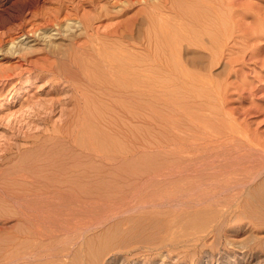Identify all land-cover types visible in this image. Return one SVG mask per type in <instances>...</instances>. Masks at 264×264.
I'll use <instances>...</instances> for the list:
<instances>
[{"label":"rangeland","instance_id":"rangeland-1","mask_svg":"<svg viewBox=\"0 0 264 264\" xmlns=\"http://www.w3.org/2000/svg\"><path fill=\"white\" fill-rule=\"evenodd\" d=\"M204 1L210 3L162 0L155 10L143 0H0V264H264L263 208L247 197L228 206L209 201L214 180L237 168L251 173L259 161L254 155L235 158L243 149L237 141L232 159L229 147L217 150V139L249 131L264 142V28L246 42L237 28L252 29L264 14V0H220L229 10L213 4L215 25L202 23ZM79 19L89 26L62 30ZM129 19L139 25L136 50L119 52L137 57L139 116L116 114L112 130L99 129L89 116L80 128H69L75 133L63 135L75 110L69 103L74 92L57 74L72 71L78 46ZM228 33L236 42L227 40ZM150 35L159 39L145 47ZM56 62L62 67L52 68ZM100 69L91 72L99 76ZM81 71L76 82L87 76ZM94 107L92 114L102 110L95 113ZM97 150L104 151L105 162ZM101 175L135 178L123 194L81 203V183L91 186ZM75 187L80 191L70 196L79 202L69 197ZM124 204L137 206L124 222L95 229Z\"/></svg>","mask_w":264,"mask_h":264},{"label":"bare ground","instance_id":"bare-ground-1","mask_svg":"<svg viewBox=\"0 0 264 264\" xmlns=\"http://www.w3.org/2000/svg\"><path fill=\"white\" fill-rule=\"evenodd\" d=\"M34 1H38L39 0H33ZM145 5L147 7H150V6H153L155 7L154 9L156 10V6L155 4H158L160 3L162 0H143ZM210 3L208 4V2H206L208 5L206 6V8L210 11L208 12L207 9H206V12L208 13L207 15H204L205 17H203L202 15V23L204 24H207V25H215V21L217 18H214L211 19L209 17V13H211L210 15H212V11H215L214 10V6L213 4H218L220 5L219 7L221 8H227L229 10V7L228 5L229 4H226V3H221L220 0H209ZM29 2V1H28ZM27 2V3H28ZM32 2V0H31ZM171 2V1H170ZM169 2V3H170ZM36 3V2H35ZM172 3V2H171ZM174 3V2H173ZM162 3H160L159 6H161ZM175 4V3H174ZM31 5V3H30ZM167 5V4H166ZM169 5V4H168ZM172 5V4H171ZM227 5V6H226ZM33 6V5H31ZM177 6V5H176ZM209 6V7H208ZM212 6V7H211ZM166 7V6H165ZM171 7V6H170ZM218 7V6H216ZM158 9H161V7H157ZM164 8V6H163ZM172 8V7H171ZM167 9V8H166ZM155 10H153V12L155 13ZM202 11V10H201ZM160 12H162L160 10ZM164 12V10H163ZM195 12V11H194ZM206 12H203V14H205ZM216 12V11H215ZM233 12V10L231 11ZM180 14V12H178ZM198 13V12H197ZM235 13V11H234ZM192 14V13H191ZM198 17L201 15V12L198 14H196ZM150 18V16H148ZM147 17V18H148ZM152 17H154L152 15ZM187 17V16H186ZM197 17V18H198ZM156 18V17H155ZM194 18V16H193ZM191 18L189 21L190 23L194 24L196 23L197 21L195 19ZM205 18V19H204ZM184 19V18H183ZM187 19V18H186ZM156 20V19H155ZM164 20V19H163ZM195 20V21H194ZM218 20V19H217ZM151 21V18L150 20ZM154 21V20H152ZM151 21V23H152ZM157 21V20H156ZM155 21V22H156ZM159 21V19H158ZM187 21V20H186ZM192 21V22H191ZM155 22H154V25L155 26ZM188 22V21H187ZM218 22V21H217ZM65 23V22H63ZM137 20L135 19H129L127 20L122 26L118 27V28H115L114 30H111L105 37H96L92 42H90L88 45L84 44V45H80L77 47V53L79 52L75 57H74V60L71 61V65H72V71L69 72L70 68L69 69H66V70H69V71H64L63 73H58L56 76L57 78L59 79H63L67 82H69V86L71 87V89L73 90L74 93H72V95L69 96V103L71 104H74L75 106V110L73 112H70V114L67 116L66 120H65V123H66V127L65 129L62 131V134L63 135H67L69 133H75L73 131L72 128L75 126L77 128H80L81 127V124H82V120H84L85 118L91 116L90 118H93L94 119V122L99 126V129L101 127H105V128H108L110 130H112L115 126V115L117 114L119 116V114L123 113V112H126L128 115H133L132 117H135L134 119L137 118V112L139 111L138 109V106H137V99L138 98V95H139V92H138V81L136 83V78L138 79L137 77V73L135 72V66L138 65L137 64V60H136V56L135 57H129L127 59V56L128 55H125L124 52H119L120 49L123 50V51H126V52H131L134 53V46L136 44V41H137V38H138V32H140L138 30V24H137ZM150 23V24H151ZM160 23V22H159ZM81 26H89V23L87 20L85 19H79L78 21L76 22H66L65 25L63 26L64 29L62 28V30L66 31L67 29H76V30H80L81 29ZM185 26V25H184ZM61 27V26H60ZM60 27L58 29H60ZM153 28V27H152ZM189 28V27H188ZM194 28V27H193ZM237 28L239 29V34L240 36L239 37H242L244 39V42L246 41H249V38L252 37V36H255V34L262 30L264 28V14H261V15H258L256 17V21H255V25L252 26V29L247 31V29H245L244 27L241 26ZM160 29V27L158 28ZM192 29V28H191ZM67 30V31H68ZM156 30V28H155ZM193 30V29H192ZM146 31V30H145ZM163 30L161 29L160 32H162ZM154 32V31H153ZM188 32V31H187ZM158 33V32H157ZM189 33V32H188ZM226 33V32H225ZM234 33V32H232ZM232 33H228L226 35V38L227 40H235L236 42V38L231 36ZM165 34V33H164ZM146 35V34H145ZM225 35V34H224ZM48 36H52V34H49ZM147 36V35H146ZM145 36V37H146ZM155 36V35H154ZM184 36V35H183ZM143 36V38H145ZM150 39H147L148 37L145 38V40L147 41V46L145 47H148L149 44L151 46V43H152V39L154 38H151V35L149 36ZM161 37V36H160ZM163 37V36H162ZM187 37V36H186ZM218 37V35H217ZM158 37H156L157 39ZM159 39V38H158ZM157 39V41H158ZM166 39V38H165ZM164 39V40H165ZM169 39V38H168ZM15 41V40H14ZM12 43V46L14 45V42ZM155 42V41H154ZM162 42V41H161ZM199 42V41H198ZM216 39L214 40V38L211 39V44L212 46H214V43H216ZM226 42V41H225ZM234 42V41H233ZM234 42V43H235ZM138 43V42H137ZM218 43V42H217ZM232 42H230L231 44ZM139 44V43H138ZM145 44V43H144ZM159 44V43H158ZM169 44V43H168ZM201 44V43H200ZM154 45V44H153ZM205 45V44H204ZM235 45V44H233ZM130 46H133V48L131 47V49H129ZM163 46V44H162ZM160 46V47H162ZM166 46H167V42H166ZM170 46V45H169ZM201 46V45H200ZM203 47V46H201ZM206 47V45L204 46ZM127 49V50H125ZM134 49V50H133ZM153 49V48H152ZM206 49V48H205ZM208 49V48H207ZM153 51V50H152ZM119 52V53H118ZM71 53V51L69 52ZM122 56H121V54ZM123 53L124 55L126 56H123ZM210 53V52H209ZM73 54V52H72ZM130 54V53H129ZM131 55V54H130ZM135 54H132L131 56H134ZM146 55V54H145ZM70 56V55H68ZM147 56V55H146ZM145 56V57H146ZM158 56V55H157ZM125 57V58H123ZM155 57V55H154ZM153 57V58H154ZM140 58H142L140 56ZM155 59V58H154ZM142 59H140L141 61ZM144 60V59H143ZM147 60H149L147 58ZM147 60H145L147 62ZM62 61V60H61ZM144 61V62H145ZM63 62V61H62ZM150 62V61H149ZM57 63V62H56ZM141 63V62H140ZM139 63V64H140ZM65 64V63H64ZM99 64V65H98ZM143 64V63H142ZM153 64V63H152ZM83 67V74H87L86 77L84 76H80L78 77V82H76L75 78V75L76 74H80V71H81V66ZM55 66L56 67H62L60 66V64H55L53 63L52 64V68ZM100 66V67H98ZM137 67V66H136ZM54 68V69H55ZM64 68V67H63ZM63 68H62V71H63ZM66 68V67H65ZM99 68L101 70V74L99 76H96L94 75L96 72H91L95 69ZM58 70V69H57ZM128 72H127V71ZM45 71V70H44ZM51 71V70H50ZM56 71V70H55ZM59 71V70H58ZM57 71V72H58ZM82 72V71H81ZM91 72V73H88ZM51 73H53V70L51 71ZM128 73V74H127ZM81 75V74H80ZM105 76H108V77H105ZM126 82V86L123 87V84H122V79ZM121 80V81H120ZM121 82V83H120ZM124 83V82H123ZM122 84V85H121ZM146 86V85H145ZM152 89V88H151ZM70 91V90H69ZM140 91V90H139ZM146 93V92H145ZM149 93V92H148ZM147 94V93H146ZM126 98V99H122V98ZM68 101V99H66ZM141 100V99H140ZM143 101V100H142ZM64 102V100H63ZM58 103H60L58 101ZM65 103V102H64ZM54 104V103H53ZM52 104V105H53ZM61 104V103H60ZM146 104V103H145ZM152 104V103H151ZM98 106L100 107L99 110L98 107L97 109L94 107V106ZM147 105V104H146ZM154 105V104H153ZM94 107L96 110H95V113L98 112L97 114H93L91 113L92 111L89 110V108L91 107ZM151 106V105H150ZM53 107L56 109L57 108V105H53ZM157 107V106H156ZM140 108V107H139ZM51 109V108H50ZM92 109V108H91ZM138 109V110H137ZM143 109V108H142ZM158 109V108H157ZM86 110V111H85ZM88 110V111H87ZM94 110V109H93ZM146 110V109H145ZM66 113V112H64ZM131 113V114H129ZM140 113V112H139ZM144 113V112H143ZM152 113V112H151ZM68 114V113H67ZM125 114V113H124ZM126 115V116H128ZM142 115V114H141ZM151 115V114H150ZM153 115V114H152ZM117 116V117H118ZM121 117L123 115H120ZM139 116V115H138ZM146 116V113L145 115ZM149 116V115H147ZM146 116V117H147ZM124 117V116H123ZM151 117V116H149ZM147 117V118H149ZM119 118V117H118ZM139 118V117H138ZM141 118V117H140ZM124 119V118H123ZM133 120V118H131ZM120 120V119H119ZM122 120V119H121ZM153 120V119H152ZM125 121V120H124ZM126 121H129V120H126ZM150 121V120H149ZM120 122V121H119ZM87 123V122H86ZM122 123V122H121ZM129 123V122H128ZM118 124V123H117ZM134 124V123H133ZM137 124V123H136ZM140 124V123H139ZM74 125V126H73ZM132 125V124H131ZM101 126V127H100ZM125 126V125H124ZM50 127V126H49ZM71 128L70 132H69V128ZM74 127V128H75ZM87 127V126H86ZM85 127V128H86ZM90 127V126H89ZM141 127V126H140ZM139 127V128H140ZM118 129H120V127H117ZM128 128V127H127ZM137 128V127H136ZM135 128V130H137ZM138 128V129H139ZM49 129V128H48ZM123 129V128H122ZM141 129V128H140ZM148 129V128H147ZM146 129V131H147ZM46 130V129H45ZM73 130V131H72ZM96 130V129H95ZM102 130V129H101ZM48 131V130H47ZM50 131V130H49ZM77 131V130H76ZM89 131V130H88ZM98 131V130H97ZM121 131V130H120ZM131 131V129H130ZM142 131V130H140ZM46 132V131H45ZM92 132V131H91ZM93 135V133H91ZM148 132V131H147ZM133 133V132H131ZM141 133V132H140ZM144 133V131H143ZM152 133V132H151ZM86 134H88L86 132ZM95 134V133H94ZM100 134V133H99ZM135 134V133H134ZM133 134V135H134ZM145 134V133H144ZM96 135V134H95ZM149 135V134H148ZM71 137L72 134L70 135ZM116 136H117V133H116ZM123 136V135H122ZM132 136V135H131ZM141 136H142V133H141ZM144 136V135H143ZM150 136V135H149ZM152 136V134H151ZM113 137V136H112ZM125 137V136H123ZM134 137V140L136 139L135 136ZM143 138V137H141ZM153 138V136H152ZM75 139V138H74ZM96 139V138H95ZM138 139V138H137ZM146 139V138H145ZM107 140V139H106ZM219 141V145L217 147V150L218 148L220 149H223L225 147H229V152L227 153L225 151V153L228 154V156H230L232 158H234V150H232V145H234L233 141H237L239 142L242 146H243V149L241 147L242 150H240L238 148V156L235 157V158H245V157H248L249 155H254L256 157L259 158V161H256V166H255V169H253L254 171L253 172H249V173H244L240 168H237L232 174L228 175V177L226 179H217V180H214L213 182V186L214 187H211L209 188L211 192H213L212 194V197L209 199L208 197L206 199H204L205 201L209 199V201L211 200L213 203H219L221 205L226 204V206H228L229 204L228 203H233L234 202H238V199H242L244 197H247V199L249 200H253V202L255 201L257 204L256 206H259V207H262L263 210H264V162H263V157H264V142L262 140H259V139H256V138H253L251 136V133L249 131H246L244 133V135H240V136H235L234 138H227L224 140V136L220 135L217 139ZM228 140V144L226 145H222L223 141H226ZM44 141V140H43ZM79 141V140H78ZM93 141V139H92ZM105 141V140H104ZM122 141V140H120ZM130 141V140H129ZM140 141V140H138ZM143 141V140H142ZM147 141V140H146ZM96 142V140H95ZM79 143V142H78ZM88 143V142H86ZM97 143V142H96ZM106 143V142H105ZM109 143V142H107ZM118 143V142H117ZM128 143V142H127ZM131 143V142H130ZM133 143V141H132ZM150 144V143H149ZM170 144V143H169ZM183 144V142H182ZM100 145H102L100 143ZM115 145V144H114ZM175 145V144H174ZM222 145V146H221ZM97 146V144H96ZM96 146L94 145V147L96 148ZM167 146V145H166ZM189 146V145H188ZM82 148H84L83 146H80ZM100 149L102 148L101 146H99ZM130 147V145H129ZM142 147V146H141ZM144 147V146H143ZM94 149V148H93ZM190 150V149H189ZM103 151V150H102ZM100 150H97L98 154L100 156H102V162H105V153L104 151L102 152ZM105 151H107L105 149ZM139 151V150H138ZM237 151V150H236ZM109 152V151H108ZM222 155L224 154L221 153ZM220 154V155H221ZM221 155V156H222ZM96 156V154H95ZM98 156V155H97ZM118 156V155H117ZM221 156L217 155V158L219 157V159L221 158ZM224 156H226V159H227V155L224 154ZM232 158V159H233ZM230 159V158H228ZM109 160V159H108ZM225 160V158H224ZM223 160V161H224ZM93 161V160H92ZM221 161V160H220ZM91 163V162H90ZM115 163V162H114ZM121 163V162H120ZM43 164V163H42ZM106 165V163H103ZM221 164V163H220ZM114 165V164H113ZM236 165V164H235ZM198 166V165H197ZM238 166V165H237ZM40 167V166H39ZM98 167V166H97ZM190 167V166H189ZM196 167V166H195ZM224 167V166H222ZM234 167V166H233ZM95 168V167H94ZM175 168V167H174ZM200 168V167H199ZM98 169V168H96ZM179 169V168H178ZM63 171V170H62ZM83 171H86L83 169ZM103 171V170H102ZM160 171V169H159ZM176 171V170H175ZM185 171V170H184ZM202 171V170H201ZM224 171V170H223ZM95 172V171H94ZM84 173V172H83ZM159 173V172H158ZM177 173V172H176ZM182 173V172H181ZM195 173V172H194ZM72 174V173H71ZM91 174V173H90ZM93 174V172H92ZM127 174V173H126ZM142 174V173H141ZM174 174V173H173ZM95 175V174H94ZM121 175V174H120ZM119 175V176H120ZM125 175V174H124ZM131 175V174H129ZM133 175V174H132ZM135 175V174H134ZM127 176V175H126ZM159 176V175H158ZM169 176V175H168ZM84 177V175H83ZM132 177L134 176H131V178H127V177H123L120 176V177H111V178H106L104 175H101L99 176V180H96L95 179V183L91 186H89V183L87 181V183L89 184H82L81 182H78V183H81V194L79 193L78 194V198L80 200L81 203L85 204L88 202L89 198L92 197L94 199L93 196H98V197H103L105 195H117V194H123L125 193V191H127L128 189H130L131 185H132ZM167 177V175H166ZM44 178V177H43ZM73 178V177H72ZM81 178V177H80ZM135 178V177H134ZM156 178V177H155ZM160 178V177H159ZM79 179V178H78ZM82 179H86V178H82ZM148 179V178H147ZM150 179V178H149ZM91 180V179H89ZM202 184V183H201ZM210 183H208L209 185ZM212 184V183H211ZM75 185L78 186L77 182L75 183ZM73 185V186H75ZM207 185V184H206ZM205 185V186H206ZM43 187V186H42ZM200 187V186H199ZM202 187V186H201ZM65 188V187H64ZM137 188V186H136ZM140 188V187H139ZM197 188V186H196ZM133 189V188H132ZM71 190V191H70ZM68 192L70 193L69 194V197H71L70 195H72L71 193H73V191H78V189H76L75 187V190H72L70 189ZM139 190L138 188L135 189V192ZM134 191V189H133ZM76 192V193H77ZM74 193V194H76ZM137 194V193H135ZM45 195V194H44ZM77 195V194H76ZM208 195V194H207ZM130 196L132 197V195L130 194ZM75 196L71 197L72 200ZM75 197L74 200L77 198ZM237 200H236V199ZM101 199V198H100ZM132 199V198H131ZM126 200V199H125ZM124 200V201H125ZM133 200V199H132ZM64 201V200H63ZM77 202V200H75ZM166 201V200H165ZM171 201V200H169ZM167 202V201H166ZM200 202H203L202 200ZM210 202V203H212ZM252 202V201H251ZM252 202V204H253ZM98 203V202H97ZM131 203H133L131 201ZM117 204V203H116ZM159 206L161 205V202L160 204H158ZM164 205V203L162 204ZM216 205V204H215ZM254 205V204H253ZM111 206V205H110ZM121 206V204H120ZM247 206V204H246ZM115 207V205L113 206V208ZM117 207L119 208V206L117 205ZM137 206L133 205V204H130V205H126L124 204L123 207H121L120 209H116L113 213L109 214L106 218H103V220H99V222L95 224V229L97 228H100L102 227L103 225L105 226V224H107V222L111 220H119L118 223H120V221H123L125 219H127V213L129 214L130 212H133V210H135ZM232 208V206H230ZM112 208V207H111ZM261 208V209H262ZM137 210V209H136ZM235 209H233V212H234ZM108 212V211H107ZM87 214V213H86ZM107 215V214H106ZM130 215H128L129 217ZM125 217V219L123 218ZM131 217V216H130ZM101 218V219H102ZM123 218V219H122ZM122 219V220H121ZM116 221V222H117ZM115 222V223H116ZM124 222V221H123ZM122 222V223H123ZM121 223V224H122ZM88 225V224H87ZM90 225V224H89ZM115 226V224H114ZM86 227V226H85ZM106 227V226H105ZM120 227V225H119ZM77 228V227H76ZM82 228V227H81ZM94 229V226L91 225V226H87L86 228H83V232L84 231H92L91 229ZM68 231V230H67ZM108 231V229H107ZM71 232V231H70ZM84 234V233H83ZM83 234L81 236H83ZM86 234V233H85ZM88 234V233H87ZM105 234V233H104ZM107 234V233H106ZM99 235V234H98ZM97 235V236H98ZM102 235V234H101ZM87 236V235H86ZM97 236H95L97 238ZM92 237V236H91ZM73 239V238H72ZM84 239V238H83ZM100 239V238H99ZM97 240V239H96ZM102 240V239H101ZM84 243V241H83ZM77 244V242H76ZM93 244V243H92ZM184 244V243H183ZM101 245V244H100ZM87 246V245H86ZM183 246V245H182ZM74 248V247H73ZM95 249V248H94ZM87 251V250H86ZM72 252V251H71Z\"/></svg>","mask_w":264,"mask_h":264}]
</instances>
